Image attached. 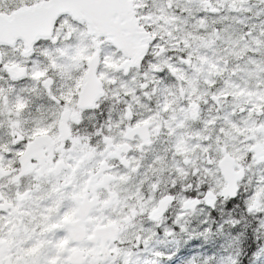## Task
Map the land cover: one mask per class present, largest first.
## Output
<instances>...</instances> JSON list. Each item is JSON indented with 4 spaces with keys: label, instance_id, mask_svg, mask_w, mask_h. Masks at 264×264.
<instances>
[{
    "label": "snow or ice",
    "instance_id": "1",
    "mask_svg": "<svg viewBox=\"0 0 264 264\" xmlns=\"http://www.w3.org/2000/svg\"><path fill=\"white\" fill-rule=\"evenodd\" d=\"M0 264H264V0H0Z\"/></svg>",
    "mask_w": 264,
    "mask_h": 264
}]
</instances>
